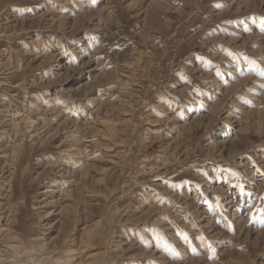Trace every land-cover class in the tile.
I'll return each instance as SVG.
<instances>
[{
  "label": "rangeland",
  "instance_id": "rangeland-1",
  "mask_svg": "<svg viewBox=\"0 0 264 264\" xmlns=\"http://www.w3.org/2000/svg\"><path fill=\"white\" fill-rule=\"evenodd\" d=\"M0 102V264H264V0H0Z\"/></svg>",
  "mask_w": 264,
  "mask_h": 264
},
{
  "label": "bare ground",
  "instance_id": "bare-ground-1",
  "mask_svg": "<svg viewBox=\"0 0 264 264\" xmlns=\"http://www.w3.org/2000/svg\"><path fill=\"white\" fill-rule=\"evenodd\" d=\"M75 32V31H74ZM73 33V32H72ZM71 33V34H72ZM61 58V57H60ZM1 103V102H0ZM18 117V116H17ZM19 118V117H18ZM21 118V117H20ZM20 118H19V121H20ZM26 121V120H25ZM16 123H18V122H16ZM20 124V123H19ZM28 129V128H27ZM32 130V129H31ZM22 135H23V133H22ZM6 143V142H5ZM1 153H2V150H1ZM5 157H7V156H5ZM72 162V161H71ZM69 165V164H68ZM63 166V165H62ZM77 167V166H76ZM3 171V170H2ZM6 174V173H5ZM10 174H11V172H10ZM4 175V174H3ZM10 178H13V177H10ZM6 179V178H5ZM6 181V180H5ZM10 184V183H9ZM11 187V186H10ZM10 191V190H9ZM11 195V194H10ZM13 195V194H12ZM11 195V196H12ZM15 195V194H14ZM10 196V197H11ZM181 196V195H180ZM13 197V196H12ZM0 198H2V197H0ZM9 199V198H8ZM1 201V200H0ZM189 201V200H188ZM11 202H12V200H11ZM197 202V201H196ZM191 205V204H190ZM197 211V210H196ZM9 214V213H8ZM13 223V222H12ZM211 227V226H210ZM169 231V230H168ZM109 243V242H108ZM155 253V252H154ZM156 256V255H155ZM96 257V259H97V254H95V255H92V258H95ZM98 257H100L99 255H98ZM159 258V257H158Z\"/></svg>",
  "mask_w": 264,
  "mask_h": 264
}]
</instances>
